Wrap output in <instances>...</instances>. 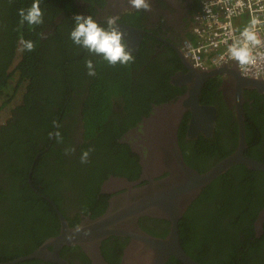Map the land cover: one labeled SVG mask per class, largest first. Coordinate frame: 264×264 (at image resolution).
I'll list each match as a JSON object with an SVG mask.
<instances>
[{"label":"trees","instance_id":"16d2710c","mask_svg":"<svg viewBox=\"0 0 264 264\" xmlns=\"http://www.w3.org/2000/svg\"><path fill=\"white\" fill-rule=\"evenodd\" d=\"M78 1L88 4L86 11L91 16L105 3ZM32 3L0 0V113L8 109V115L0 121V174L8 182V193L4 195L7 201L0 215L8 206L4 212L9 226L8 231V226L0 230V264L29 254L45 239L58 234L60 222L54 206L65 216L61 208L65 193L78 191L86 198L76 203L84 215L95 218L103 213L108 195L100 194L102 178L113 174L133 180L140 174L137 154L118 139L148 115L150 102L175 98L159 97L152 83L133 78L132 70L139 68L138 55L129 66L113 67L102 56L90 55L76 46L69 38L75 27L73 18L79 15L75 0H41L44 22L39 26L20 22L18 10ZM21 39L33 41L35 50L21 51ZM88 60L93 63L95 76L88 75ZM204 90L213 92L209 85ZM114 105L128 115L120 125L110 123L119 115L117 112L110 118ZM79 109L84 131L75 152L66 155L65 149L73 144L68 131L77 122L73 114ZM187 119L188 113L180 125L178 143L186 164L203 173L205 164L195 155L199 152L195 147L202 146L205 154L201 156H217L218 161L225 155L217 152L212 139L200 137L190 141L189 146L182 145ZM67 120L71 124H66ZM53 121L60 127H54ZM57 131L63 143L49 138L50 132ZM261 139L262 132L248 136L245 155L264 163L256 150ZM89 149L88 162L82 164L76 157ZM32 164L30 177L35 193L27 180ZM263 207L264 171L232 166L201 191L180 219L181 246L200 264H264V223L259 237L254 230V221ZM66 219L70 226L80 222L79 213ZM154 221L168 225L164 220ZM166 234L167 229L160 236ZM127 242V238L120 237L103 241L101 252L108 264H119ZM69 252L79 256L80 264H90L77 247H63L60 254L67 260ZM15 264L52 263L34 259ZM166 264L181 263L171 257Z\"/></svg>","mask_w":264,"mask_h":264},{"label":"water","instance_id":"95a60500","mask_svg":"<svg viewBox=\"0 0 264 264\" xmlns=\"http://www.w3.org/2000/svg\"><path fill=\"white\" fill-rule=\"evenodd\" d=\"M118 26L126 33L129 49L136 50L140 33L120 24ZM181 60L186 72L176 74L171 83L177 86L192 83L191 88L168 102L154 104L148 115L142 117L125 134V138L119 140L131 144L138 155L139 177L128 180L125 177L109 176L101 187L103 193L111 194L104 212L95 218L84 217L75 226H70L54 206L60 222L58 234L45 239L29 254L2 264L34 259L52 264H69L60 251L70 246L77 247L90 264H108L102 255L101 246L103 241L111 237L128 239L119 264H166L171 257L181 264H200L181 246L178 228L180 219L201 191L229 168L243 165L251 171H264V163L244 154L247 144L239 105L236 107L239 129L237 148L203 173L188 166L183 158L178 143L180 125L188 113L185 138H195L199 133L209 136L212 133L215 109L202 104L198 99L201 87L208 78L230 73L240 95L241 89L264 94V80L243 77L236 65L199 70L191 66L183 56ZM32 168L33 164L29 177ZM141 218L166 221L167 234L164 237L149 234L139 225ZM263 223L264 207L254 221L256 237L263 233Z\"/></svg>","mask_w":264,"mask_h":264},{"label":"flooded vegetation","instance_id":"af4514ba","mask_svg":"<svg viewBox=\"0 0 264 264\" xmlns=\"http://www.w3.org/2000/svg\"><path fill=\"white\" fill-rule=\"evenodd\" d=\"M104 1V6L97 7L96 12L92 15L94 20L101 25L102 23H106L108 17H119L117 24L132 28L140 33L137 38L138 47L134 51L130 49L133 55H138L137 58H139L140 61L138 70L136 68L132 70L133 78L140 79L142 82L148 81L149 83H152V90L154 93L156 92L159 97L169 95L170 97H177L188 91L191 88L192 83L189 85L177 86L171 83V79L179 72H186V68L181 60V57L183 56L181 46L186 39L191 37L194 26V17L200 8L201 0H150L151 11H137L130 6L128 0ZM75 5L78 7L79 15L85 17L91 16L86 11V7L88 6L87 3L75 0ZM233 79L234 78L230 73H226L225 75H214L204 82L200 93L198 94V99L200 102L201 100H204L202 104L211 106L215 109L216 113L213 123V131L209 136H203L199 133L192 139L185 138L184 134V140H182L181 144L186 146L190 141H196L200 137H203V139H212L216 141L218 147L217 152L219 154L221 153L227 156L233 153L239 143V129L236 115V107L239 105L240 110H242L241 113L243 117L246 144L248 136L257 135L259 132H262V139L260 140V143L256 145V150L258 153L257 156L264 158V94L258 93L255 90L241 89L240 95L236 84L233 85ZM205 85H209L213 92L210 90H204ZM237 97H239V99H237ZM200 98L202 99L200 100ZM154 104L160 103L150 102V107L152 108ZM117 112L119 115L116 116L117 119H110L111 124L120 125L121 122L124 123L128 116H124L123 112L114 105L110 118L115 116ZM73 115L76 117L75 121L77 122L72 124V129L68 131V134L73 141L71 148H77V145L80 143L79 136L84 129L79 116L80 109L78 112H74ZM66 124L71 123L67 120ZM134 126L127 129L120 138H125V134ZM119 140L120 139H118V142ZM119 143L127 144L135 153L131 144ZM195 148L199 150V152H195V155L198 160L205 164L204 167L206 171L218 161L219 158L217 156H201L205 154L202 151V146ZM247 149L248 144L244 150V154ZM80 156L81 155H78L76 158H80ZM109 176L119 175L108 174L106 178H102L103 180L101 179L102 181L99 191L102 195H108L106 201L111 197V194L103 193L101 187L103 183L108 180ZM77 179H80V175L77 176ZM27 180L31 183L29 184L31 190L35 193L31 177L28 176ZM7 191L8 182L5 176L0 174V210L1 207L5 205V200L7 201L6 196H4L8 193ZM68 193H65L66 198H64V201L61 204L63 212L65 210V216H63L65 220L68 222L66 218L73 219L76 213H79L80 220L84 217H89L88 214L84 215L81 212L78 204V206L76 205V203L83 201L86 198H84V196L83 198L80 197L81 194L78 191L70 193L69 195ZM3 196L4 201L2 200ZM49 201L52 203L50 199ZM7 208L8 206L3 208L2 215H0V230H4V228L6 229V226H8L6 224L8 216L4 212ZM141 220L142 223L139 225L151 235V232H153L157 237H161L160 235L164 233V230L168 229L167 225H163L161 222H156L154 219L141 218ZM8 229L9 226L6 231H8ZM66 258L67 261L70 262L69 264L81 263L78 261L79 256L75 252L67 253Z\"/></svg>","mask_w":264,"mask_h":264},{"label":"built area","instance_id":"2783aa9c","mask_svg":"<svg viewBox=\"0 0 264 264\" xmlns=\"http://www.w3.org/2000/svg\"><path fill=\"white\" fill-rule=\"evenodd\" d=\"M253 19L258 21L255 31L262 41L253 52L259 55L256 64L241 66L227 48ZM181 51L196 69L236 65L243 77L264 80V0H201L191 37L183 42Z\"/></svg>","mask_w":264,"mask_h":264},{"label":"clouds","instance_id":"9594fccd","mask_svg":"<svg viewBox=\"0 0 264 264\" xmlns=\"http://www.w3.org/2000/svg\"><path fill=\"white\" fill-rule=\"evenodd\" d=\"M130 6L137 10L151 11L150 0H128ZM41 0H33V3L27 9L20 8L18 15L21 23H27L32 26L42 25L44 22V11L40 7ZM75 27L70 32V39L76 45L85 50L90 55L102 56L110 66L115 67L129 66L135 62V57L129 49L126 33L122 32L117 24L119 17H108L106 20L107 27L101 26L92 16H74ZM257 20L253 19L248 26H245L240 32L237 42L232 43L227 48L228 55L241 66L254 65L257 62V56L253 49L260 46L262 41L255 31ZM21 51L33 52L36 45L31 40L21 39ZM89 76H95V69L91 60L86 61ZM53 126L59 128L60 125L53 121ZM55 137L57 143H63V137L59 131L49 133V138ZM92 149L82 152L80 162L85 164ZM74 148H66L65 154L74 153Z\"/></svg>","mask_w":264,"mask_h":264},{"label":"rangeland","instance_id":"374dc122","mask_svg":"<svg viewBox=\"0 0 264 264\" xmlns=\"http://www.w3.org/2000/svg\"><path fill=\"white\" fill-rule=\"evenodd\" d=\"M7 111H8V109H6L0 113V121L4 120L6 118V116L8 115Z\"/></svg>","mask_w":264,"mask_h":264}]
</instances>
